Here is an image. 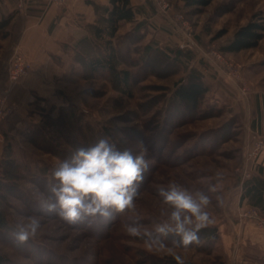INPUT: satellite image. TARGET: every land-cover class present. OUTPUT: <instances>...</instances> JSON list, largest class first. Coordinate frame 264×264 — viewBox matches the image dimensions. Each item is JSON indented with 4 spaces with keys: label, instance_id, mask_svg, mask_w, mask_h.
<instances>
[{
    "label": "rangeland",
    "instance_id": "374dc122",
    "mask_svg": "<svg viewBox=\"0 0 264 264\" xmlns=\"http://www.w3.org/2000/svg\"><path fill=\"white\" fill-rule=\"evenodd\" d=\"M165 1L169 8L163 10L159 0H150L148 13L123 23L112 42L119 69L131 76L130 87L124 90L111 73L92 74L77 63L55 96L37 97L22 116L14 115L11 106L12 114L0 122V146L4 150L9 144L5 158L12 162V166L3 164L0 171V182L5 184L0 204L9 228L0 233V254L9 264H171L176 256L180 262L233 264L234 258L243 257L224 241L226 224L251 225L264 235V229L242 217L250 205L239 198L245 182L264 169V153L254 163L248 161L253 136H264V38L250 50L222 51L239 28L253 20L264 22V0H214L200 11L185 8L183 0ZM18 5L15 0L13 14L20 13ZM1 8L0 21L10 16ZM138 22L143 23L139 30L135 29ZM18 27L16 19L0 31V97L6 95L8 55L13 53ZM5 32H9L7 38ZM184 34L198 48L191 43L181 49ZM150 43L155 51L145 56L144 48ZM213 51L235 69L214 60ZM177 52L182 53L181 59L175 58ZM191 70L200 74L209 89L196 108L172 98L175 86ZM10 95L11 91L9 105ZM56 120L64 136L52 126ZM103 137H109L120 150L130 148L134 155L141 151V142L149 149L135 213H113L110 219L97 216L69 224L42 211L40 201L56 183L52 171L70 161L76 149ZM246 169L249 178L243 176ZM172 181L205 192L218 186L217 193L209 192L212 204L207 209L213 222L206 227L217 228L219 234L213 247L200 233L199 244L184 248L174 243L178 237L154 231L161 211L168 209L159 190ZM216 195L222 196V205ZM31 215L40 218L41 227L35 237L20 243L14 236L16 227ZM137 219L142 231L151 235L126 233L124 225ZM250 263L264 264V253H252Z\"/></svg>",
    "mask_w": 264,
    "mask_h": 264
},
{
    "label": "clouds",
    "instance_id": "9594fccd",
    "mask_svg": "<svg viewBox=\"0 0 264 264\" xmlns=\"http://www.w3.org/2000/svg\"><path fill=\"white\" fill-rule=\"evenodd\" d=\"M148 153L142 142L141 151L134 155L130 148L120 150L109 137L76 149L70 161L61 162L52 171L56 183L51 185L50 195L41 199L42 211L55 214L69 224L97 216L110 219L113 213H135L138 187L148 169ZM217 190V185L205 192L169 182L167 188L159 190L168 209L161 211L162 218L154 223V231L178 237L174 241L177 246L187 248L199 244L200 230L213 222L207 210L212 204L209 192L217 193ZM216 201L222 205V196L216 195ZM40 227L38 216L24 217L16 227L15 239L25 243L36 236ZM142 227L138 219L124 225L129 236L151 235L142 231ZM175 258L181 260L179 256Z\"/></svg>",
    "mask_w": 264,
    "mask_h": 264
},
{
    "label": "crops",
    "instance_id": "0c3cea01",
    "mask_svg": "<svg viewBox=\"0 0 264 264\" xmlns=\"http://www.w3.org/2000/svg\"><path fill=\"white\" fill-rule=\"evenodd\" d=\"M108 1L67 0L64 5L59 6L48 4L46 0H27V10L13 14L12 6L15 0H0L4 14L12 15V24L16 19L19 22L21 16L25 17L24 22L20 21L19 36L13 48L20 49L32 65L30 75L11 88L10 105L14 107V115L22 116L37 97L44 99L57 94L55 90L77 64L80 41L92 38L90 26L94 25L97 19L95 6L105 7ZM149 1L131 0V3L138 8L141 15L143 12L148 13ZM152 5L155 7L153 3ZM149 17L154 19L156 15L151 14ZM2 156L3 148L0 146V160ZM259 176L264 179V169L260 171ZM242 195L243 192L239 198L247 202ZM226 228L228 232L223 235L224 241L230 242L235 253L243 257L240 260L235 254L233 257H236V261H233V264H251L252 253H264V235L253 230V226L231 223L226 224Z\"/></svg>",
    "mask_w": 264,
    "mask_h": 264
},
{
    "label": "trees",
    "instance_id": "16d2710c",
    "mask_svg": "<svg viewBox=\"0 0 264 264\" xmlns=\"http://www.w3.org/2000/svg\"><path fill=\"white\" fill-rule=\"evenodd\" d=\"M214 0H183L184 7L194 9V11H200L208 7ZM97 19L94 25L90 26V32L92 38H84L80 41L78 47L80 53L76 57L77 63H80L84 68L92 74L111 73L113 80H117L123 89L130 87L131 76L127 70H120V60L118 58L117 50L113 46L112 42L116 38L123 22H135L137 19L138 8H135L131 0H109L108 5L95 6ZM12 15L2 19L0 21V31L6 29L11 22ZM21 22L25 21V17L21 16ZM20 21L18 22V28H20ZM143 27L142 22H138L135 29L139 30ZM20 32V31H19ZM18 32V36H19ZM9 32H5L3 35L8 37ZM15 39L14 42L18 39ZM264 38V22L261 20H253L245 26L239 28L232 40L222 47L224 53H239L241 51L250 50L256 48L260 41ZM150 43L144 48L145 56L151 55L155 50ZM106 53L103 54V50ZM82 51V52H81ZM191 50H188V52ZM12 56V50L10 51L9 58ZM181 52H177L175 58L181 59ZM10 60V59H9ZM9 72V65L7 67V74ZM208 86L202 82V78L197 71H190L187 77L178 83L173 92L172 98L182 104H186L196 108L199 106L201 99L208 93ZM52 121V119H50ZM50 121V122H51ZM57 121V122H56ZM55 121L52 125L56 127L57 133L64 136L65 131L62 125ZM47 122V123H50ZM66 136V135H65ZM36 138H31V141ZM97 142V141H96ZM9 144H6L3 150V156L0 160V171L3 164L12 166V162L7 161L5 154L9 149ZM5 184L0 182V203L4 201ZM243 199H247L248 205L255 207L264 214V179L260 176H255L251 180L245 182L243 185ZM8 222L0 204V233H6L8 228ZM202 236V240L208 241L207 245L213 247L219 240V234L217 228H202L199 232ZM10 261L0 254V264H9ZM171 264H181L178 260H173ZM182 264H196L193 262H182Z\"/></svg>",
    "mask_w": 264,
    "mask_h": 264
},
{
    "label": "built area",
    "instance_id": "2783aa9c",
    "mask_svg": "<svg viewBox=\"0 0 264 264\" xmlns=\"http://www.w3.org/2000/svg\"><path fill=\"white\" fill-rule=\"evenodd\" d=\"M67 0H46L48 4H56L62 6L66 3ZM19 2V10L25 12L27 10V0H18ZM158 5L162 7L163 10L169 8V5L166 3L165 0H159ZM166 18L169 20L170 23L176 26V22L173 20L172 17L165 15ZM179 29V28H178ZM181 29V28H180ZM181 31V30H180ZM183 32V31H182ZM185 43L180 46L181 49L189 47L192 43V46L198 48L197 45L191 40L190 35L184 34ZM212 55L214 60L225 65L228 69H235L233 64L229 63L228 61L224 60L221 53L213 51ZM32 71V65L26 55L18 48L13 50L11 59L9 61V72H8V86L5 90V96L0 97V122L3 121L6 117L10 116L13 112L11 105L8 103V95L11 91V88L14 84H17L23 78H26L30 75ZM233 71V70H232ZM234 72V71H233ZM0 141L2 138L0 137ZM264 153V136L262 135H254L253 136V145L250 150L248 161L254 163L256 160L260 158V156ZM250 172H247V169L243 172V176L249 178ZM242 217L245 220H253L256 225L260 229H264V217L261 216V211L255 207H251L247 210Z\"/></svg>",
    "mask_w": 264,
    "mask_h": 264
}]
</instances>
